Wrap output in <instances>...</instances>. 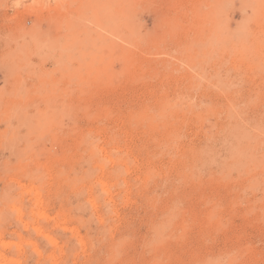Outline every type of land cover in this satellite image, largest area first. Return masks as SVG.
I'll list each match as a JSON object with an SVG mask.
<instances>
[{
  "label": "rangeland",
  "instance_id": "1",
  "mask_svg": "<svg viewBox=\"0 0 264 264\" xmlns=\"http://www.w3.org/2000/svg\"><path fill=\"white\" fill-rule=\"evenodd\" d=\"M0 264H264V0H0Z\"/></svg>",
  "mask_w": 264,
  "mask_h": 264
}]
</instances>
